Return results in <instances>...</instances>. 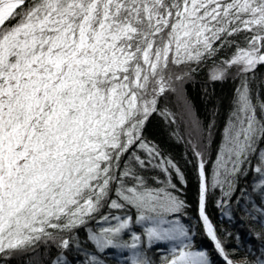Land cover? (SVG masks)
Returning a JSON list of instances; mask_svg holds the SVG:
<instances>
[{"label": "snow or ice", "instance_id": "snow-or-ice-1", "mask_svg": "<svg viewBox=\"0 0 264 264\" xmlns=\"http://www.w3.org/2000/svg\"><path fill=\"white\" fill-rule=\"evenodd\" d=\"M221 51L230 54L216 61ZM208 60L211 81L235 68L239 85L211 183L205 152L191 144L198 217L222 264H264V252L234 259L207 214L211 190L225 209L257 153L253 190L264 199V100L251 89L264 67V0H0V264L40 242L68 250L74 237L60 234L105 208L100 219L116 223L87 235L100 252L138 248L136 233L121 240L133 217L112 215L131 208L149 245L172 243L162 264H213L178 217L185 172L145 135L154 114L174 120L161 102ZM149 168L164 174L158 186ZM253 209L264 218V204ZM50 264L69 262L61 252ZM130 264L152 262L133 251Z\"/></svg>", "mask_w": 264, "mask_h": 264}, {"label": "trees", "instance_id": "trees-1", "mask_svg": "<svg viewBox=\"0 0 264 264\" xmlns=\"http://www.w3.org/2000/svg\"><path fill=\"white\" fill-rule=\"evenodd\" d=\"M229 54L221 51L215 59L219 61ZM193 67H196V70L185 78L183 83H177V93L170 94L166 102H161L162 108L166 107L173 113L174 121L179 126V132L173 121L169 122L160 114H154L146 126L145 135L159 146L162 155L171 157L185 172L188 183L178 194L186 201L188 207L182 214H178V217L180 222L190 229L194 248L207 251L213 264H222L220 257L214 251L213 242L206 236L198 217L194 164L186 163V161L193 160L191 144H199L208 161V177L211 183L216 156L222 143L223 125L230 115L234 89L239 85V80L233 75L236 69L232 68L229 70L227 79L211 81L209 74L213 68L212 60ZM175 71L179 73L184 69H175ZM251 89L257 99L264 100V67H258L251 77ZM178 97L182 98V103ZM202 140L203 143H201ZM259 147L264 148V145H259ZM258 155L257 153L251 159L250 165H245L246 174L238 178L237 190L225 209L222 210L216 206V202L221 199L219 189L211 190L207 202V214L218 236L225 242L226 249L229 252L235 250L236 255L233 258L236 260H242L246 256L252 260L264 252V218H261L260 214L253 209V205L260 207L264 204L260 192L253 190L257 174L252 171V168L257 163ZM144 175L153 187L158 186L153 182V178L160 181L165 179L159 169L149 168ZM173 182L178 183L175 180ZM107 211L105 208L86 226L72 233H61L60 236L74 237L68 250L59 249L52 241L46 244L40 242L34 252L18 254L7 264H50L61 252L67 257L69 264H85L86 259L91 255H96L104 264H130L133 251H139L152 264H162L163 260L170 255L171 249L166 242L156 241L149 245L144 237L145 224L135 223L137 213L131 208L120 211L112 210V215L133 217L130 228L121 235V240L132 243V233H136L142 237L138 248L135 250L111 248L100 252L87 239V235L89 229L99 232L100 228L116 223V221L104 222L100 219V216ZM224 212H231V217L224 215ZM228 233L231 235H227ZM77 243L79 248L76 246ZM249 251L253 253L252 256L248 255Z\"/></svg>", "mask_w": 264, "mask_h": 264}, {"label": "rangeland", "instance_id": "rangeland-1", "mask_svg": "<svg viewBox=\"0 0 264 264\" xmlns=\"http://www.w3.org/2000/svg\"><path fill=\"white\" fill-rule=\"evenodd\" d=\"M161 242H166L168 244V247L171 249L172 248V243L169 241H161Z\"/></svg>", "mask_w": 264, "mask_h": 264}, {"label": "bare ground", "instance_id": "bare-ground-1", "mask_svg": "<svg viewBox=\"0 0 264 264\" xmlns=\"http://www.w3.org/2000/svg\"><path fill=\"white\" fill-rule=\"evenodd\" d=\"M175 126H176L177 131L179 132V126H178V124L176 123Z\"/></svg>", "mask_w": 264, "mask_h": 264}, {"label": "water", "instance_id": "water-1", "mask_svg": "<svg viewBox=\"0 0 264 264\" xmlns=\"http://www.w3.org/2000/svg\"><path fill=\"white\" fill-rule=\"evenodd\" d=\"M173 122H174V124H176V122L173 120ZM201 221V220H200ZM201 225H202V222H201ZM203 227V226H202ZM203 230H204V228H203ZM204 232H205V230H204ZM209 238V237H208ZM210 239V238H209Z\"/></svg>", "mask_w": 264, "mask_h": 264}]
</instances>
